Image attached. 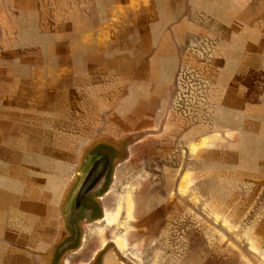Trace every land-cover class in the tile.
<instances>
[{
	"label": "crops",
	"instance_id": "crops-1",
	"mask_svg": "<svg viewBox=\"0 0 264 264\" xmlns=\"http://www.w3.org/2000/svg\"><path fill=\"white\" fill-rule=\"evenodd\" d=\"M0 264H264V0H0Z\"/></svg>",
	"mask_w": 264,
	"mask_h": 264
}]
</instances>
